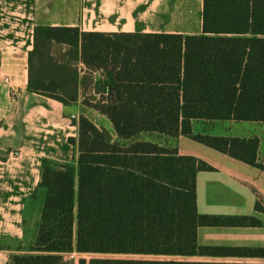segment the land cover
Listing matches in <instances>:
<instances>
[{
    "label": "trees",
    "instance_id": "16d2710c",
    "mask_svg": "<svg viewBox=\"0 0 264 264\" xmlns=\"http://www.w3.org/2000/svg\"><path fill=\"white\" fill-rule=\"evenodd\" d=\"M102 80L96 82L94 73ZM28 90L106 116L82 115L75 163L45 158L46 191L32 253L8 264H73L65 253L151 257H263L264 248L201 246V226H260L250 216L202 215L197 174L207 162L179 154L185 135L258 167L260 140L195 133V120H264V0H203V33L98 32L38 25ZM257 209L261 205L257 203ZM0 249H3L0 245ZM79 264H264L161 259H80Z\"/></svg>",
    "mask_w": 264,
    "mask_h": 264
},
{
    "label": "crops",
    "instance_id": "0c3cea01",
    "mask_svg": "<svg viewBox=\"0 0 264 264\" xmlns=\"http://www.w3.org/2000/svg\"><path fill=\"white\" fill-rule=\"evenodd\" d=\"M38 25L107 33L200 35L203 0H0V243L4 239L23 241L32 227L37 236L46 198V191L39 187L42 162L47 158L57 164L75 163L78 151L69 139L78 137L80 116L88 117L99 127L109 125L106 116L83 104L82 99L65 105L28 90V58ZM102 78L100 71L94 73L96 82ZM193 130L216 136L258 137V158L264 163V120L200 119L194 121ZM160 142L173 143L179 154L195 156L215 168L197 174L200 214L250 216L262 222L260 226H201L199 245L264 248V171L185 135L176 140L164 136ZM12 151H19L20 155L11 156ZM17 253L28 252L0 249V264H8ZM158 258L264 263L263 257Z\"/></svg>",
    "mask_w": 264,
    "mask_h": 264
},
{
    "label": "rangeland",
    "instance_id": "374dc122",
    "mask_svg": "<svg viewBox=\"0 0 264 264\" xmlns=\"http://www.w3.org/2000/svg\"><path fill=\"white\" fill-rule=\"evenodd\" d=\"M108 129H110L113 132L111 123L109 122ZM143 139L147 140H157V141H163V136L155 133H145L141 136ZM35 228L32 227L31 229H28L27 231V237L24 238L23 241H17L13 239H4L1 240L0 243L1 247L3 248H11L14 251L18 249H22L27 251L28 253H32V249L35 244L36 240V233ZM24 242V243H23ZM24 254V253H22ZM12 255V254H11ZM66 260L72 262L73 264H79L80 259H86L87 261H90L91 259H166V258H158V257H151V256H143V255H119V254H93V253H73V254H67L64 256Z\"/></svg>",
    "mask_w": 264,
    "mask_h": 264
},
{
    "label": "built area",
    "instance_id": "2783aa9c",
    "mask_svg": "<svg viewBox=\"0 0 264 264\" xmlns=\"http://www.w3.org/2000/svg\"><path fill=\"white\" fill-rule=\"evenodd\" d=\"M72 118H75V115H72ZM20 155V152L19 151H12L11 152V156H19Z\"/></svg>",
    "mask_w": 264,
    "mask_h": 264
}]
</instances>
